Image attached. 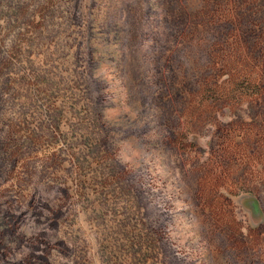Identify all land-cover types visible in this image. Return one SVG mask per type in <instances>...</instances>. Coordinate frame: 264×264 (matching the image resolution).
Instances as JSON below:
<instances>
[{
    "label": "rangeland",
    "instance_id": "1",
    "mask_svg": "<svg viewBox=\"0 0 264 264\" xmlns=\"http://www.w3.org/2000/svg\"><path fill=\"white\" fill-rule=\"evenodd\" d=\"M0 264H264V0H0Z\"/></svg>",
    "mask_w": 264,
    "mask_h": 264
}]
</instances>
